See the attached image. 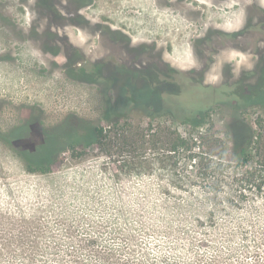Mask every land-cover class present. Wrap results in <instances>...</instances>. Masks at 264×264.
Wrapping results in <instances>:
<instances>
[{"label":"rangeland","instance_id":"rangeland-1","mask_svg":"<svg viewBox=\"0 0 264 264\" xmlns=\"http://www.w3.org/2000/svg\"><path fill=\"white\" fill-rule=\"evenodd\" d=\"M262 82L264 0L0 6V264H264V103L235 104ZM129 108L121 128L162 136L138 162L115 134ZM98 125L115 132L105 147L65 150ZM245 126L258 137L247 168ZM169 130L197 138L195 161L168 151ZM47 155L65 162L26 167Z\"/></svg>","mask_w":264,"mask_h":264},{"label":"trees","instance_id":"trees-1","mask_svg":"<svg viewBox=\"0 0 264 264\" xmlns=\"http://www.w3.org/2000/svg\"><path fill=\"white\" fill-rule=\"evenodd\" d=\"M264 103V82H262V84L257 88V90L254 91V94L251 97H247L244 96L242 98H239V100L237 102H235L236 104V108H247V107H257V106H261ZM127 108V107H126ZM133 111L132 108L127 109L126 111L121 112L120 114H115L118 118L117 121L115 122L114 126L116 128H121L119 124H121L123 121L126 122L127 119H129V114ZM202 119V117H200ZM178 121H180V123L182 124H192L195 121L198 122L199 117H197V115L195 114H187V115H178L176 118ZM107 120V119H106ZM109 121V119L107 120ZM109 130V129H108ZM106 129L105 126L102 125H98L95 128V138L93 136V140L86 143L85 145H80V143H77L76 141H73L71 145H69V147H65V150L70 148L72 151H77L78 150H86V148H88L91 144H96V146H100L101 148L105 145L104 141L108 140L111 138L112 133H115L113 131H108ZM121 133H115L120 134L118 137V135L116 137L121 138V140L124 142L125 147H127L131 152L133 151L134 153H136V157L134 159H138V161L142 160V155H141V151L143 150H148L151 148L156 147V142L159 141V139L162 137L160 136L159 138H155V135H152V138H150L151 136L149 134H151L150 132H153V129H147V132L142 131V132H136L133 133L132 132V128L127 129V128H121L118 129V132ZM149 137V138H148ZM148 138V139H147ZM258 137L255 135L253 129L251 127H246L245 126V131H244V135L242 136L241 139V144L239 145V154L241 156V166H243V168H247L248 166L251 165V153L248 151L249 149H251L250 147L252 146L253 143H255L254 139H257ZM164 139V143L166 145V147L168 148L169 152H178L179 150H185L190 152V160L191 161H195L196 156L192 155L193 154V150L197 148L196 143L194 142V140L197 138L196 137H188L183 135L182 133H177V131H166L165 135L163 136ZM105 147V146H104ZM200 147V146H198ZM41 154V153H40ZM80 154V153H79ZM82 155V153H81ZM46 158L40 162H32L30 160H27L26 163V167L31 171V172H39L42 174H48V173H52L55 168H57L58 166L62 165L65 162V158H52L50 155L45 156ZM78 156L75 155V158H77ZM172 166V165H171ZM177 166V164L175 165ZM210 168L216 170L214 167H211L210 164L208 165V171L210 170ZM250 172V171H249ZM251 173V172H250ZM214 175V174H213ZM212 177V176H211ZM215 177L211 178V182H209L208 180H204L207 182V184L211 185V190L210 192H216V189L219 188L218 190H221L219 182L215 183ZM257 178L255 174L252 175H244L241 179H240V183L243 184H253L255 185L257 183ZM215 184V185H214ZM209 185V186H210ZM246 194V189H243L240 191V196H244ZM220 197V193H216V195L214 196L215 199ZM77 263V261H76Z\"/></svg>","mask_w":264,"mask_h":264},{"label":"flooded vegetation","instance_id":"flooded-vegetation-1","mask_svg":"<svg viewBox=\"0 0 264 264\" xmlns=\"http://www.w3.org/2000/svg\"><path fill=\"white\" fill-rule=\"evenodd\" d=\"M11 0H1L0 2H2L1 4L2 5H0V6H2V7H4L5 6V4H7V3H9ZM70 4H71V6H72V8L74 7L73 6V4H72V1H70ZM82 7H80L79 8V10H81V9H83V8H86L85 6H86V4L85 3H83L82 5H81ZM18 10H19V8H18ZM80 11L79 12H71V16H70V19H69V21H67L72 27H75V26H77V25H80V23H84V21L83 20H81V16L82 15H80ZM77 16V17H76ZM76 18V19H75ZM68 20V19H67ZM11 25H12V23H11ZM14 25V24H13ZM15 26V25H14ZM24 29V28H23ZM24 43H23V40H20V43H19V45H23ZM12 45H14V46H19L18 44H12ZM11 44H10V46H12ZM67 45H68V47L72 50V51H74V49H75V43H74V39H73V37L71 36V38L69 37V39H68V43H67ZM8 46H9V44H8ZM8 48H10V47H8Z\"/></svg>","mask_w":264,"mask_h":264}]
</instances>
